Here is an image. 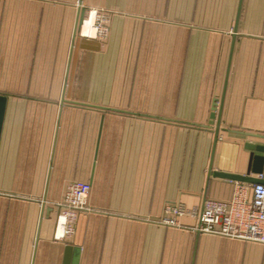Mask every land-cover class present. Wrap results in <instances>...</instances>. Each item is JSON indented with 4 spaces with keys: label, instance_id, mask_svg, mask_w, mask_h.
Segmentation results:
<instances>
[{
    "label": "crops",
    "instance_id": "crops-1",
    "mask_svg": "<svg viewBox=\"0 0 264 264\" xmlns=\"http://www.w3.org/2000/svg\"><path fill=\"white\" fill-rule=\"evenodd\" d=\"M0 97V264H264L188 215L160 223L229 202L212 172L246 176L264 146V0H0ZM75 182L89 210L60 237Z\"/></svg>",
    "mask_w": 264,
    "mask_h": 264
},
{
    "label": "built area",
    "instance_id": "built-area-1",
    "mask_svg": "<svg viewBox=\"0 0 264 264\" xmlns=\"http://www.w3.org/2000/svg\"><path fill=\"white\" fill-rule=\"evenodd\" d=\"M87 21L91 27L90 35L106 38L107 20L88 18ZM248 189L252 190L251 200L248 199ZM233 190L232 198L227 203L206 199L201 209L190 210L180 204L168 205L167 215L160 223L176 226L180 217L188 215L198 222L199 232L264 245V184L235 182ZM88 193L89 185L86 183L75 182L67 186L58 204L57 229L60 237L72 234L78 211L89 210Z\"/></svg>",
    "mask_w": 264,
    "mask_h": 264
},
{
    "label": "water",
    "instance_id": "water-1",
    "mask_svg": "<svg viewBox=\"0 0 264 264\" xmlns=\"http://www.w3.org/2000/svg\"><path fill=\"white\" fill-rule=\"evenodd\" d=\"M81 16L77 18L76 25L79 20H81ZM1 103H3L4 98L0 97ZM213 117V116H212ZM213 119V118H211ZM217 135V132H216ZM250 150V163L246 176L236 175V174H225L220 172H212L213 175L218 176L224 179H231L236 182L241 183H249V184H264V156H254V152L257 151L259 153H264V146L262 147H254L253 145L247 147ZM251 171L259 174V177H251Z\"/></svg>",
    "mask_w": 264,
    "mask_h": 264
},
{
    "label": "rangeland",
    "instance_id": "rangeland-1",
    "mask_svg": "<svg viewBox=\"0 0 264 264\" xmlns=\"http://www.w3.org/2000/svg\"><path fill=\"white\" fill-rule=\"evenodd\" d=\"M90 14H91V13L89 12V15H90ZM94 18H100V19L108 20V19H107L108 16L105 15V13H102V12H95L93 19H94ZM93 19H92V20H93Z\"/></svg>",
    "mask_w": 264,
    "mask_h": 264
}]
</instances>
